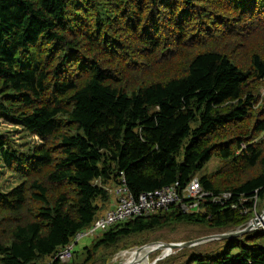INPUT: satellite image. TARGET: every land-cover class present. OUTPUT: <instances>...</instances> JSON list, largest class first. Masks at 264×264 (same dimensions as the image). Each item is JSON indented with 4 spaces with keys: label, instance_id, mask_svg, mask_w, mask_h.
Returning <instances> with one entry per match:
<instances>
[{
    "label": "trees",
    "instance_id": "16d2710c",
    "mask_svg": "<svg viewBox=\"0 0 264 264\" xmlns=\"http://www.w3.org/2000/svg\"><path fill=\"white\" fill-rule=\"evenodd\" d=\"M0 121L14 128L0 161L19 179L0 190V264H108L176 224L243 226L241 207L264 201V0H0ZM20 131L39 143L23 150ZM202 173L229 204L174 206L56 258L122 178L137 198ZM226 241L186 264H264V229Z\"/></svg>",
    "mask_w": 264,
    "mask_h": 264
},
{
    "label": "rangeland",
    "instance_id": "374dc122",
    "mask_svg": "<svg viewBox=\"0 0 264 264\" xmlns=\"http://www.w3.org/2000/svg\"><path fill=\"white\" fill-rule=\"evenodd\" d=\"M14 128L9 125L8 123H5L3 121H0V132H10ZM12 133V132H11ZM23 131H20V133H12L13 138L15 140V144H20L23 146V150L29 149L31 144H37L39 143V139L35 136H32L30 134H22ZM25 147V148H24ZM222 167L221 161L217 158H213V160L207 165L206 169L204 170V174L208 173H215ZM203 175H197L198 178H200ZM19 183V179L16 176V174L11 171L10 169H7L3 166V164L0 161V190H9L12 187L16 186ZM243 206V204H241ZM112 205H108L107 208L103 211L109 210ZM241 211L244 214H247L248 212L252 211L254 217L250 218V220L243 226L237 227L235 229H231L228 231H212L205 226H197V225H188V224H176L173 227H169V229H162L157 230L155 233H146L141 236H134L130 239H128L125 242L121 243V248L119 251L115 252L113 255H111V260L108 264H125L127 258L129 255H124L125 252H132L134 250H137L143 246H148L152 244H158V243H186L191 241H196L203 239L205 237H209L215 234H225L230 232H236L239 230H243L248 227V225L252 222L254 218H257L261 216L262 212L264 211V201L259 199L254 202L252 209H246L244 206L241 207ZM262 221V225H263ZM262 227V228H261ZM264 229V226H259L257 229L253 230H259ZM252 232V231H251ZM250 233V232H249ZM247 233V234H249ZM246 234V235H247ZM244 235V236H246ZM244 236H242L239 239H242ZM94 238L91 237H84L79 240L78 244L75 247V251L79 252V257L82 258V250L85 246L92 245ZM227 246L226 240H215V241H209V242H203L197 246L184 248V249H176L171 251V255L166 258H162L163 255V249H159L157 247L155 253H152L150 255L149 263L154 264H186L192 256L195 254H211V253H217V252H223V250ZM102 253V260L105 259V256H103V253L106 251H101ZM161 259V260H160ZM98 258H95V261H98ZM101 260V261H102ZM158 260V261H157ZM95 263V262H94Z\"/></svg>",
    "mask_w": 264,
    "mask_h": 264
},
{
    "label": "built area",
    "instance_id": "2783aa9c",
    "mask_svg": "<svg viewBox=\"0 0 264 264\" xmlns=\"http://www.w3.org/2000/svg\"><path fill=\"white\" fill-rule=\"evenodd\" d=\"M121 174L123 175V173ZM109 191L114 196L112 207L105 211L93 226L79 232L68 246L61 249L56 256L58 260L70 262L74 258L75 247L80 239L91 236L93 238L98 237L115 225L130 219L167 211L176 205L185 213L195 212L202 202H208L209 200L215 205L225 206L229 204V198L231 197L229 193L214 194L205 191L197 178L183 191H180V183L176 182L169 191L160 189L145 192L137 198L128 190L124 178H122V183ZM233 206L236 207L237 205L234 204Z\"/></svg>",
    "mask_w": 264,
    "mask_h": 264
},
{
    "label": "bare ground",
    "instance_id": "6f19581e",
    "mask_svg": "<svg viewBox=\"0 0 264 264\" xmlns=\"http://www.w3.org/2000/svg\"><path fill=\"white\" fill-rule=\"evenodd\" d=\"M198 179L199 180V183L201 184V186L203 187V185H202V183H201V181H200V178H198V177H195L194 179ZM193 179V180H194ZM192 180V181H193ZM192 181H190L184 188H182L181 189V187H180V191H183ZM172 189V186H170V187H166V188H163L162 190H164V191H169V190H171ZM203 189H204V187H203ZM205 190V189H204ZM157 191V190H156ZM206 191V190H205ZM208 192V191H207ZM257 201V200H256ZM246 201L245 200H242V204L243 203H245ZM205 203H213L211 200H209L208 202H202L201 204H200V207L198 208V210L197 211H195V212H189V213H198L199 211H201V208H202V206H203V204H205ZM245 206V205H244ZM172 207H174V206H172ZM172 207L169 209V210H167V211H162V212H169L171 209H172ZM176 207H179L178 205H176ZM239 207H240V205H239ZM180 208V207H179ZM233 208H235V207H233ZM247 209V208H246ZM180 210H181V208H180ZM183 212V211H182ZM159 213H161V212H159ZM183 213H185V212H183ZM158 214V213H157ZM185 214H188V213H185ZM153 215H155V214H152V215H150V216H146V217H151V216H153ZM139 218H143V217H139ZM134 219H137V218H134ZM134 219H130V220H134ZM260 219H263L262 221H264V216H262ZM130 220H128V221H130ZM128 221H125V222H128ZM124 222V223H125ZM262 228V227H261ZM236 239H239V238H236ZM230 240V239H229ZM157 247L158 248H160L161 246L159 245V244H156V245H153V246H150V247H145V248H143L142 250H140V251H138V250H134V251H132V252H125V254L124 255H129V257L127 258V260H126V263L125 264H151V263H149V260L148 259H150L149 257H150V255L152 254V253H155V251H156V249H157ZM161 250V249H160ZM163 255H162V258H166V257H169L170 255H171V251H173V250H171V249H169V248H164L163 250ZM161 260V259H160ZM158 261V260H157ZM154 264H156V263H154Z\"/></svg>",
    "mask_w": 264,
    "mask_h": 264
},
{
    "label": "water",
    "instance_id": "95a60500",
    "mask_svg": "<svg viewBox=\"0 0 264 264\" xmlns=\"http://www.w3.org/2000/svg\"><path fill=\"white\" fill-rule=\"evenodd\" d=\"M262 216H264V211L262 212L261 216L254 218L252 220V222L248 225L247 228H245L243 230L236 231V232H230V233H225V234H215V235L205 237V238L200 239V240L186 242V243H175V244L174 243H158V244L161 246L160 247L161 249L169 248L171 250H176V249H184V248L197 246L203 242L205 243V242L215 241V240H229V239L241 238L242 236L246 235L247 233L257 229L260 225L264 226V222H263V225L261 224L263 219H260V218ZM153 245H156V244L143 246L137 250L140 251L145 247H150Z\"/></svg>",
    "mask_w": 264,
    "mask_h": 264
},
{
    "label": "crops",
    "instance_id": "0c3cea01",
    "mask_svg": "<svg viewBox=\"0 0 264 264\" xmlns=\"http://www.w3.org/2000/svg\"><path fill=\"white\" fill-rule=\"evenodd\" d=\"M113 203H114V200H113V202H112V205H113ZM89 246H90V245H89ZM85 247H88V246H85ZM82 251H83V250H82ZM82 251H81V252H82Z\"/></svg>",
    "mask_w": 264,
    "mask_h": 264
}]
</instances>
